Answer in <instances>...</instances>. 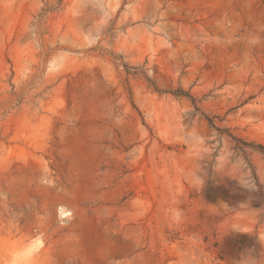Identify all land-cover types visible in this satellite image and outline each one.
Returning a JSON list of instances; mask_svg holds the SVG:
<instances>
[{"label":"rangeland","instance_id":"rangeland-1","mask_svg":"<svg viewBox=\"0 0 264 264\" xmlns=\"http://www.w3.org/2000/svg\"><path fill=\"white\" fill-rule=\"evenodd\" d=\"M258 146L264 0H0V264H264Z\"/></svg>","mask_w":264,"mask_h":264},{"label":"trees","instance_id":"trees-1","mask_svg":"<svg viewBox=\"0 0 264 264\" xmlns=\"http://www.w3.org/2000/svg\"><path fill=\"white\" fill-rule=\"evenodd\" d=\"M173 94L176 95V96H181V97L188 98V99H190L191 101H193L192 97H191L189 94L185 93L183 90H176V91L173 92ZM209 123L211 124V121H209ZM258 147H259L261 150H263V152H264L263 147H261V146H258Z\"/></svg>","mask_w":264,"mask_h":264}]
</instances>
